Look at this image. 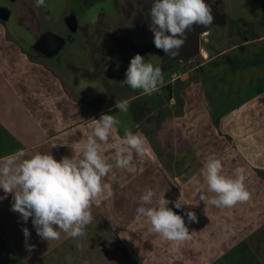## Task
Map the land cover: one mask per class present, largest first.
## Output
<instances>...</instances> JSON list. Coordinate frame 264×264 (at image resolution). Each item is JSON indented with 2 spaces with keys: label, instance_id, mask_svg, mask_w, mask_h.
<instances>
[{
  "label": "crops",
  "instance_id": "crops-1",
  "mask_svg": "<svg viewBox=\"0 0 264 264\" xmlns=\"http://www.w3.org/2000/svg\"><path fill=\"white\" fill-rule=\"evenodd\" d=\"M13 38L0 30V158L18 150L24 158L35 153L52 154L58 161L79 158L93 131L92 119L109 114L114 104L90 108L89 115L81 97L69 90L72 81L49 62L36 60L29 47L13 43ZM259 65L264 68L258 60L241 68ZM205 91L202 84V91L187 95L184 114H172L160 127L144 118L127 126L147 139L144 155L134 154L130 168L115 167L113 159L125 128L118 127L108 145L101 144V154L113 165L104 178L110 187L99 203L93 202V221L83 238L61 233L59 240H42L31 217L25 223L11 210L12 194L0 200V264H69V257L70 264H264V87L236 92L235 106L218 120ZM72 116L82 118L70 123L67 118ZM209 156L221 159L225 175L231 176L237 167L246 170L248 201L231 208L199 201L201 192L209 198L215 195L208 192L202 173ZM193 177L199 183H193ZM148 188L156 196L153 205L145 206H155L164 193L173 202L168 207L184 218L190 239L165 241L150 231L146 220L135 219ZM179 198L186 205L176 209ZM188 211L195 212L196 222L188 221ZM25 227L31 251L25 246Z\"/></svg>",
  "mask_w": 264,
  "mask_h": 264
},
{
  "label": "rangeland",
  "instance_id": "rangeland-1",
  "mask_svg": "<svg viewBox=\"0 0 264 264\" xmlns=\"http://www.w3.org/2000/svg\"><path fill=\"white\" fill-rule=\"evenodd\" d=\"M45 3L46 8L37 7L35 0H0V8L10 14L6 20L0 17V30L11 34L13 43L29 47L36 60L49 62L54 70L71 80L69 90L77 92L89 115L90 108L105 109L116 100L128 99L127 113L115 108L109 113L121 121L120 130L133 126L141 118L160 127L172 114L183 115L186 96L202 91V84L217 120L235 106L236 92L246 94L251 87L254 90L264 87L263 66L244 71L241 68L248 61L264 62V0H205L212 9L213 25L207 29L194 25L198 51L188 55L182 46L177 57L157 49L154 39L141 43L132 39L135 32L149 26L151 0H45ZM70 15L77 20L75 32L66 24ZM47 32L65 39L64 46L50 59L31 48ZM136 54L164 72V86L152 95L121 83ZM173 98L175 103L171 104ZM81 118L72 116L67 120L73 123ZM181 151L180 145L178 152L183 154Z\"/></svg>",
  "mask_w": 264,
  "mask_h": 264
},
{
  "label": "clouds",
  "instance_id": "clouds-1",
  "mask_svg": "<svg viewBox=\"0 0 264 264\" xmlns=\"http://www.w3.org/2000/svg\"><path fill=\"white\" fill-rule=\"evenodd\" d=\"M35 4L37 7H48L45 0H35ZM213 21L212 9L205 0H151L149 31L154 34L153 43L157 49L173 57L179 55L185 44L187 31H192L194 25L207 29ZM125 75L121 83L133 90H142L145 95L159 91L165 83L162 69L146 62L140 54L130 60ZM113 107L120 113H127L129 100H116ZM92 120L93 131L87 137L79 158L63 157L58 161L47 153H35L24 158L22 150L0 158V189L4 192L0 200L12 194L11 210L19 213L25 223L31 217L42 240H59L61 233L73 239L83 238L87 225L93 221V202L99 203L110 187L104 183V178L113 165L101 154L100 146L108 145L121 121L115 115L105 113ZM146 145V137L125 128L113 157L115 167L122 170L130 168L134 154L143 156ZM202 173L208 192L215 194L209 198L203 192L199 193V201L206 205L231 208L250 199L243 167H237L231 176L225 175L221 159L209 156ZM192 182L199 183L195 177ZM155 196L151 188L144 191L135 219L146 220L150 231L165 241L180 243L190 239L184 218L168 207L173 202L166 199L164 193L155 206H145L153 205ZM183 205L186 204L180 198L174 202L176 209H181ZM186 215L189 222L197 221L195 212L188 211ZM22 231L25 246L31 251L34 246L27 243L29 229L25 227ZM66 259L70 264V257Z\"/></svg>",
  "mask_w": 264,
  "mask_h": 264
},
{
  "label": "water",
  "instance_id": "water-1",
  "mask_svg": "<svg viewBox=\"0 0 264 264\" xmlns=\"http://www.w3.org/2000/svg\"><path fill=\"white\" fill-rule=\"evenodd\" d=\"M9 15H10L9 11L7 9L0 8L1 19L6 20L9 17ZM66 24L71 31L75 32L77 30L78 25H77L76 17L74 15H70L69 17L66 18ZM195 30L196 29L193 26L192 31L186 32L187 38L185 40V44L183 45V49L188 55H192L196 53L199 49V40H198ZM136 33L137 34L145 33L146 34L145 39H144L145 41L154 39V34L151 31H149V26L145 28L142 32H135L133 36ZM64 44H65L64 38L57 36L55 34H52L50 32H47L42 35L39 41H37V43L34 45V48L39 53L47 57H52L56 53H58V51L64 46Z\"/></svg>",
  "mask_w": 264,
  "mask_h": 264
},
{
  "label": "bare ground",
  "instance_id": "bare-ground-1",
  "mask_svg": "<svg viewBox=\"0 0 264 264\" xmlns=\"http://www.w3.org/2000/svg\"><path fill=\"white\" fill-rule=\"evenodd\" d=\"M196 31V30H195ZM145 36L146 34L145 33H136L134 36H133V40L137 43H140V42H145ZM205 55V54H204Z\"/></svg>",
  "mask_w": 264,
  "mask_h": 264
}]
</instances>
